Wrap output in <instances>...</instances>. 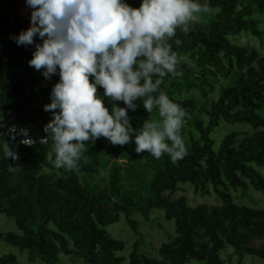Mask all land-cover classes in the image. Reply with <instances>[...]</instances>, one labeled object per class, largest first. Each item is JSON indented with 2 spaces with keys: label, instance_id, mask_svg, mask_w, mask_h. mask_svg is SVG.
I'll use <instances>...</instances> for the list:
<instances>
[{
  "label": "trees",
  "instance_id": "obj_1",
  "mask_svg": "<svg viewBox=\"0 0 264 264\" xmlns=\"http://www.w3.org/2000/svg\"><path fill=\"white\" fill-rule=\"evenodd\" d=\"M128 3L139 7L141 0ZM200 3L207 11L198 14L190 31L178 28L168 39L191 63L181 60L179 74L165 75L152 94L163 91L184 109L187 154L176 162L168 153L157 159L147 150L137 153L134 139L119 145L101 136L86 141L78 168L68 170L48 159L50 137L25 145L2 133L4 122L17 114L47 136L44 125L58 109L45 111L44 105L60 77L57 72L46 79L28 63L42 38L37 35L29 45L13 39L30 27L33 9L20 0H0V145L9 142L19 155L4 158L0 149V213L13 218L18 230H0V242L26 252L29 262L45 264H74L63 255L87 264H228L221 252L229 247L238 264L246 254L264 259V207L240 203L231 191L240 189L239 196L250 201V186L264 193V0ZM241 34L247 35L244 43L238 41ZM103 91L97 87L98 95ZM104 102L110 110L113 104L124 106L110 97ZM142 102L128 112L137 131L145 120H162L158 108L148 113ZM225 123L250 130L233 127L217 136ZM118 155L126 161L118 162ZM185 184L203 195L214 191L220 202L190 205ZM154 209L173 220L174 233L149 255L141 250L144 236L135 216L149 220ZM121 218L138 235L127 254V241L108 230ZM18 263L14 250L0 253V264Z\"/></svg>",
  "mask_w": 264,
  "mask_h": 264
},
{
  "label": "clouds",
  "instance_id": "obj_2",
  "mask_svg": "<svg viewBox=\"0 0 264 264\" xmlns=\"http://www.w3.org/2000/svg\"><path fill=\"white\" fill-rule=\"evenodd\" d=\"M26 3L33 9L31 25L13 39L18 45H29L37 35L42 38L28 63L42 69L46 79L57 72L60 77L51 89V102L44 105L45 111L58 109L44 125L46 138L53 141L48 159L56 168H78L86 141L94 142L101 136L119 145L134 139L137 153L147 150L157 159L168 153L176 162L187 154L181 136L184 109L163 91L152 94L158 91L165 75L179 74L177 65L181 60L191 63L187 55L178 56L168 39L176 35L178 28L187 34L198 14L207 11L206 3L141 0L139 7L128 0ZM174 42L181 44L179 38ZM98 86L104 89L102 95L97 94ZM104 97L122 100L124 106L113 104L110 110ZM141 98L148 113L158 108L162 120H145L137 131L128 112L138 107ZM12 131L13 139L22 135L20 143H35L28 128L13 126ZM0 149L4 158L19 159L9 142ZM9 170L15 169L10 165Z\"/></svg>",
  "mask_w": 264,
  "mask_h": 264
},
{
  "label": "rangeland",
  "instance_id": "obj_3",
  "mask_svg": "<svg viewBox=\"0 0 264 264\" xmlns=\"http://www.w3.org/2000/svg\"><path fill=\"white\" fill-rule=\"evenodd\" d=\"M21 5L24 8L28 7L26 0H20ZM204 19L203 16H201ZM264 26V22L261 24ZM247 38L246 34H241L238 38L240 43H244ZM249 38L254 42L255 45L258 46V39L254 36H249ZM261 51L264 52V45L261 48ZM198 89H196L197 98H200L198 94ZM215 92H211L213 95ZM264 114V109L262 110ZM233 127H237L239 129H247L250 130V126L246 125H235L232 126L230 124H223L220 127V131L217 133V136H221L225 131L230 130ZM38 130V129H37ZM41 132V130H38ZM116 160L118 162H125L126 157L122 155H118ZM184 193L187 195L188 203L190 205H196L198 203L207 202V203H219L220 199L217 197L216 193L212 191L210 194H201L196 191L191 184L183 185ZM145 187L143 191H145ZM232 193L237 197V201L240 203H246L251 206L264 207V193L259 190H256L253 186H250L248 189L249 195L252 197V201L248 198H242L239 195L241 194L240 189L231 190ZM139 221V230L141 234L144 236V243L141 245V250L146 252L149 255H156L157 248L162 241L167 240L174 233V225L173 220H167L164 217V213L161 209H154L150 214V219L145 220L141 214H136L135 216ZM0 230L8 231V230H17V227L14 223L13 218L6 216L3 213H0ZM108 230L110 233L115 235L116 237L122 238L127 241L126 249L124 251L125 254L131 248V243L138 237L137 234L129 227L128 223L124 219H120L119 221L110 224L108 226ZM14 250L18 255L19 263L18 264H45L42 260L38 259L35 262H29L26 258V252H20L16 247L12 246L9 243H5L3 241L0 242V253L7 252L9 250ZM232 247H229L227 250L222 251L221 255L228 260V264H238L235 255H231ZM62 260L65 262H72L74 264H87L81 258L72 255V256H62ZM124 264H127L125 262ZM190 264H201L197 261H192ZM243 264H264V259L255 255L246 254L243 260Z\"/></svg>",
  "mask_w": 264,
  "mask_h": 264
},
{
  "label": "built area",
  "instance_id": "obj_4",
  "mask_svg": "<svg viewBox=\"0 0 264 264\" xmlns=\"http://www.w3.org/2000/svg\"><path fill=\"white\" fill-rule=\"evenodd\" d=\"M13 126L17 129L19 127H26L30 131L28 135L35 141V143L46 142L47 136L40 131L35 130V125L28 119L20 120L17 118V114H11L10 117L4 122L2 126V133L7 134L8 136L13 137L14 133L12 131ZM15 138L20 143V140L23 138L22 135H15ZM45 138V140H43ZM23 144V143H21ZM26 145V144H25Z\"/></svg>",
  "mask_w": 264,
  "mask_h": 264
}]
</instances>
